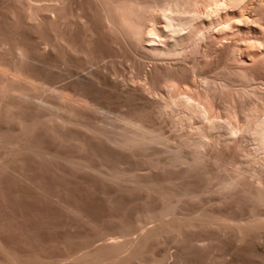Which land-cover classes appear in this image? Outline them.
I'll use <instances>...</instances> for the list:
<instances>
[{
  "label": "bare ground",
  "instance_id": "1",
  "mask_svg": "<svg viewBox=\"0 0 264 264\" xmlns=\"http://www.w3.org/2000/svg\"><path fill=\"white\" fill-rule=\"evenodd\" d=\"M50 173L136 196L134 219L153 225L120 239L132 233L125 216L105 217L122 236L106 229L36 178ZM3 181L24 204L0 212V264H179L158 248L206 251L215 238L264 264V0H0ZM31 193L88 230L81 252L39 238Z\"/></svg>",
  "mask_w": 264,
  "mask_h": 264
},
{
  "label": "rangeland",
  "instance_id": "2",
  "mask_svg": "<svg viewBox=\"0 0 264 264\" xmlns=\"http://www.w3.org/2000/svg\"><path fill=\"white\" fill-rule=\"evenodd\" d=\"M119 60V59H118ZM117 60V61H118ZM122 61V62H121ZM126 62V64H124ZM119 63H120V65H125V66H120V69H125V70H121V73L123 72H125L124 74L125 75H127L128 73H129V75H127L128 77L130 76V73H131V76H133L134 75V73L136 72L137 73V70H135V68L133 67H131V66H129V64L130 65H132L131 64V62H129L128 63V61H124V59H120L119 60ZM128 64V65H127ZM126 65H127V68H126ZM131 68H129V67ZM122 67H124V68H122ZM128 69V70H127ZM133 69V71H131ZM133 72V73H132ZM136 73H135V75H136ZM133 74V75H132ZM134 75V76H135ZM130 76V77H131ZM168 130V129H167ZM166 130V131H167ZM170 130V129H169ZM169 130H168V132H169ZM171 131V130H170ZM167 132V133H168ZM170 133V132H169ZM168 133V134H169ZM173 134V133H172ZM171 133L169 134V135H172ZM251 142V143H250ZM247 141L246 142V144L248 145V147L246 146V144H245V146L251 151V152H254V154H255V151H254V149H256L255 148V142H253L252 143V141ZM250 143V144H249ZM257 147V146H256ZM252 148V149H251ZM259 154H256L255 156H258ZM259 156H261V155H259ZM262 157V156H261ZM48 175V176H47ZM44 174V176H43V174L41 175V174H37L36 175V178H38L37 180H40V182L41 183H43V184H45V185H47L48 186V188L50 189V190H52L51 192H54V193H59V190L64 194V195H66L69 199H72L71 201H74V199L76 200V198H77V200H78V198H79V200L78 201H80V203H81V208H83V206H85L86 208H83V211L84 212H88V214H90L91 213V215L94 213V215H92V216H94L95 218H98L97 220H99V223H102V222H106L105 224H103L105 227H106V229H109L108 227V225H110V227L113 229H111V231H115V232H113V233H117L119 230H118V223H120V222H122V221H119L118 220V222H114L113 224H111L110 222H108L107 223V220L105 219V217L106 218H108V217H110V216H114V217H118V218H122L123 216H125V217H123V218H125V219H123L124 221L123 222H125V223H127L128 224V222H129V224H130V229H132V230H130L132 233V235L129 233L128 235V237L126 236V238L124 237V235L122 236L121 234H119L120 232H118V234L120 235V236H122L120 239H122V240H126L127 238H131L132 240L133 239H135V238H139L140 237V235H141V233L139 234V232H141L140 230L138 231V228H137V226L139 225V224H141V225H143V223H145L146 225H144V226H146L145 228H148V227H150V226H152L153 224L151 223L150 224V222L148 221H146V222H144L143 220H141V222L143 221V223H141L140 221H139V218H137L138 217V214L140 213V211H141V207L140 206H142L141 205V203L140 202H136V196L134 197L133 195H130V196H127L126 194H123V195H118V194H116V193H114V189L111 187V186H105L104 185V183H102L98 178L96 179V177H91V175H90V177H88L89 175H86V174H78V176H77V174H76V176H75V174L74 175H68V174H56V175H54V174ZM63 175V176H62ZM79 175H80V177H79ZM84 176V180H82V177ZM52 177L53 176V178H50V177ZM65 176H67V177H65ZM72 176V177H71ZM75 176V177H74ZM85 176L86 177H88L89 178V180L87 179V178H85ZM44 177V178H43ZM62 179H61V178ZM77 177H78V179H77ZM40 178H42L43 180L41 181V179ZM59 178V179H58ZM73 178V179H72ZM77 179V181H76V179ZM45 179V180H44ZM91 179H92V181H91ZM52 180H53V182H52ZM55 180V181H54ZM65 180V181H64ZM70 180V181H69ZM80 180V181H79ZM81 180L82 181H84V182H82V184H81ZM61 181H64V182H61ZM79 181V182H78ZM88 182L89 183V181H90V184H89V186L87 187V185H88V183H85V182ZM94 181V182H93ZM96 181H97V183H96ZM99 181V182H98ZM57 184H56V183ZM72 182V183H71ZM92 182V183H91ZM52 183H54V184H52ZM69 183V184H68ZM93 183H95V184H93ZM100 185H99V184ZM3 184L4 185H2L3 187H0V189L1 190H3V191H1L0 190V192L5 196V198H7L6 200H7V202L8 201H10L9 202V204L12 202V204H10V205H12L11 207L9 206V208H6L5 206H3L2 204V206L0 205V212L2 213V214H4V216H7V213H8V215H13V214H17V213H19V211L22 209L23 210V207H21V206H23L22 204H24V203H21L19 200L17 201V199H15V189L13 188V187H9L4 181H3ZM62 184V185H61ZM63 184H65V185H63ZM86 185V187H85V185ZM102 184V185H101ZM5 185H6V187H5ZM53 185V186H52ZM59 185V186H58ZM69 185V186H68ZM72 185H74V186H72ZM93 187H92V186ZM94 185H96L95 187H94ZM104 185V187H102ZM8 186V187H7ZM60 186H62V189H60L61 187ZM78 186V187H77ZM58 187H60V188H58ZM67 187V188H66ZM80 187V188H79ZM90 187V188H89ZM3 188V189H2ZM8 188V189H7ZM53 188V189H52ZM56 188V189H55ZM71 190H70V189ZM74 188V189H73ZM85 188H88L89 190L87 191V189H85ZM91 188H93L92 190H91ZM99 188V189H98ZM101 188V189H100ZM105 188V189H104ZM109 188V189H108ZM111 188V189H110ZM64 189V190H63ZM65 189H69V190H65ZM75 189H76V191H75ZM77 189H79V190H77ZM81 189H83V190H81ZM108 190V192H110V193H107V191H105V190ZM5 190H7V191H5ZM12 190H13V193H12ZM90 190H91V192H90ZM96 190V191H95ZM99 190V191H98ZM112 190H113V193L116 195H114L113 193H112ZM10 191V192H9ZM65 191V192H64ZM75 192V193H71V192ZM80 191V192H79ZM82 191V192H81ZM101 191H103V192H101ZM6 192V193H5ZM28 193V191H26L25 190V192L23 191V193L24 194H27ZM88 192V193H87ZM95 192V193H94ZM111 194L110 196L112 197V198H110V196L108 195L107 196V194ZM101 194V196H100V194ZM9 196H8V195ZM14 194V195H13ZM71 194H72V196H71ZM74 194H76V195H74ZM80 194V195H79ZM105 194H106V196H107V198H106V196H105ZM34 195L35 194H33V193H31L30 194V197H31V199H30V201L27 203V205H29L30 207H31V209H32V213L33 212H35V214L36 215H34V213H33V215H34V217H33V220H31V224H32V226H35L37 229H38V236H39V238L40 239H43V241H49V240H58V241H63V240H65V239H69V240H71V238L72 239H74V244H75V248H76V250H75V248H74V251H77V250H79V252H81L80 251V249H82V248H77V247H83V241H79V239L78 238H81V235H86V233H88V230H85V227H83L81 224H79L78 223V225H76L77 224V222H75L74 220H72L71 218H68L67 217V215H64V217L62 216L63 215V213L57 208V207H55V206H53V205H51V204H47L46 203V205L44 206L43 204H45L44 202H43V200H41V198L38 196V195H35V197H34ZM32 196H33V198H32ZM73 196H76V197H73ZM120 196V197H119ZM11 197H14V198H11ZM83 197V198H82ZM94 197V198H93ZM117 198L118 197V200H119V202H117L116 203V201H118V200H116L115 202H114V200H115V198ZM123 197H125V199H126V203H125V199H123ZM37 198V199H36ZM104 198V199H103ZM131 198V199H130ZM11 199H14V201L16 202H14L13 200L11 201ZM89 199V200H88ZM134 199V200H133ZM33 200V201H32ZM34 200H35V202L36 203H34ZM36 200H39V201H36ZM85 200H86V202H85ZM88 200V201H87ZM112 200V201H111ZM127 200H128V202H127ZM41 201V202H40ZM102 201H104V202H102ZM105 201H106V204H114V205H112L111 207H115L116 209H114L113 208V210H112V208H110V206L108 205H106L105 204ZM131 201V202H130ZM135 203H138L137 205H135L134 204V202ZM14 202V203H13ZM83 202H85L84 204H83ZM92 202V203H91ZM108 202H110V203H108ZM120 202H121V205L119 206V204H120ZM88 203V204H87ZM91 203V204H90ZM100 203V204H99ZM119 203V204H118ZM122 203H124V204H122ZM132 203V204H131ZM20 204V205H19ZM40 204V205H39ZM103 204V205H102ZM115 204H117V205H115ZM127 204V205H126ZM132 205V207H131V205ZM7 205H8V203H7ZM19 205V206H18ZM35 205V206H34ZM89 206V207H87V206ZM126 205V207L124 208V206ZM130 207H129V206ZM17 206V208H18V210L16 211V209H15V207ZM48 206H49V208H48ZM51 206H53V207H51ZM91 206L93 207V208H91ZM105 206V208H103ZM135 206V207H134ZM137 206V207H136ZM46 209H45V208ZM140 208V209H137V208ZM4 208H6V209H8L7 211H6V209H4ZM19 208H20V210H19ZM35 208V209H34ZM37 208V209H36ZM51 208H54V209H51ZM107 208H108V211H107ZM109 208L111 209L110 211H109ZM10 209V210H9ZM49 211H48V210ZM92 209V210H91ZM103 211H101V210ZM134 209V210H133ZM137 209V210H136ZM40 210V211H39ZM45 210V211H44ZM51 210V211H50ZM58 210V211H57ZM94 210H95V212H97L96 213V215L98 216H95V212H94ZM104 210H105V212H104ZM119 210V212H121V210H122V212L121 213H117V211ZM136 210V211H135ZM3 211H5V212H3ZM15 211V212H14ZM57 211V212H56ZM90 211V212H89ZM124 211H126L125 212V214H124ZM128 211V212H127ZM132 211V213H130ZM10 212V213H9ZM13 212V213H12ZM47 212V213H46ZM60 212V213H59ZM101 212V213H100ZM112 214H111V213ZM114 212L115 213H117V214H114ZM52 213V214H51ZM55 213V214H54ZM104 213V214H103ZM105 213H107V214H105ZM126 213H127V215H129V214H131V215H129L128 217L126 216ZM6 214V215H5ZM39 214V215H38ZM61 214V215H60ZM111 214V215H110ZM119 214H121V216H119ZM134 214L136 215L137 214V219H134L135 218V216H134ZM248 213H244V215H242L244 218H242V217H240V219L242 218V220H247V217L249 216V214L247 215ZM43 215V216H42ZM54 215V216H53ZM99 215H100V217H99ZM118 215V216H117ZM108 216V217H107ZM251 216V215H250ZM249 216V217H250ZM10 217V216H9ZM51 217V218H50ZM63 217V218H62ZM130 217V218H129ZM65 218H67V219H65ZM100 218V219H99ZM105 219L104 221L102 220V219ZM129 218V219H128ZM132 218V221L130 220ZM49 219V220H48ZM59 219V220H58ZM71 219V220H70ZM36 220V221H35ZM101 220V221H100ZM133 220H135V221H133ZM137 220V221H136ZM71 221H73V222H71ZM109 221V220H108ZM33 222V223H32ZM61 222L63 223V224H61ZM66 222V223H65ZM133 222V223H132ZM137 222H140V223H137ZM44 223V224H43ZM47 223V224H46ZM50 223V224H49ZM72 223V224H71ZM75 223V224H74ZM110 223V224H109ZM116 223V224H115ZM149 223V224H148ZM42 224V225H41ZM54 224V225H53ZM108 224V225H107ZM138 224V225H137ZM114 225V227L116 228V229H114L112 226ZM117 225V226H116ZM135 225V226H134ZM59 226V227H58ZM108 226V227H107ZM133 226V227H132ZM143 226V227H144ZM66 227V228H65ZM135 227V228H134ZM139 227V226H138ZM142 226H140V228L142 229L143 228ZM46 228V229H45ZM50 228V229H49ZM52 228V229H51ZM58 228V229H57ZM73 228V229H72ZM80 228H82V229H80ZM151 228V227H150ZM48 229V230H47ZM109 229V230H110ZM135 231H134V230ZM144 229V228H143ZM149 229V228H148ZM74 231V232H73ZM129 231V232H130ZM142 232H143V230H142ZM48 233V234H47ZM77 233V234H76ZM72 234H74V235H72ZM116 235V236H119V235ZM57 235V236H56ZM71 235V236H70ZM131 235V236H130ZM78 236V237H77ZM44 237V238H43ZM67 237V238H66ZM77 237V238H76ZM134 237V238H133ZM49 238V239H48ZM51 238V239H50ZM76 238V239H75ZM124 238V239H123ZM130 238H129V240H130ZM218 241V243H219V239H217ZM224 240V241H223ZM79 241V242H78ZM211 241H214V242H211ZM210 242H208V244L210 243V244H212V243H215V245L213 244V245H211L212 247H210V244L208 245V247H207V249L208 250H204V251H202V250H199V249H197V248H195V247H191V248H193V249H189V248H187V249H185V250H183L182 251V248L179 246V247H177V244H175V245H171V244H173V243H169V245H171L170 246V248H168L169 247V245H165L162 249L161 248H158V251H157V254L158 255H160L159 253H161V256H164V258L165 257H167L168 258V256H169V253H166V252H168V251H170V254H172V259H170L171 261H173V260H176L175 262L176 263H178L179 262V264L181 263V264H183V261H182V259H180V257H179V255L181 254V253H183V254H186L187 252H189V256H188V253H187V262H186V264H207V263H210V262H212V259H213V262L215 263V264H221L222 262H224L223 264H249V263H251L252 264V262L255 264V263H257V260H258V258H257V256L256 255H252V256H250V254H252L253 252H251V253H249L250 251L248 250V249H246V248H237V246L235 247V245L234 244H232V242H229L228 241V243H227V241L223 238L222 240H220V243L218 244V243H216V238L214 239V240H211ZM83 242V243H82ZM226 244H225V243ZM224 243V244H223ZM218 244V245H217ZM231 244V245H230ZM81 245V246H80ZM226 245V246H225ZM166 246H168V247H166ZM222 246V247H221ZM176 247V248H175ZM210 247V248H209ZM168 248V249H167ZM179 248V251L177 250ZM195 248V249H194ZM221 248V249H220ZM224 248H228V249H224ZM236 248V249H235ZM174 249V250H173ZM215 249V250H214ZM220 249V250H219ZM231 249V250H230ZM232 249H235V251H233ZM243 249H244V251H243ZM52 250V251H51ZM62 249H60V248H53V249H50V251H49V255H56V256H59V255H65V253L64 252H66V251H61ZM181 250V251H180ZM195 250V251H194ZM210 250V251H209ZM218 250V251H217ZM173 251V252H172ZM193 251V252H192ZM198 251H199V253H198ZM230 251V252H229ZM247 251V252H246ZM56 252V253H55ZM178 252V253H177ZM192 252V253H191ZM195 252H196V255H195ZM212 252H214V255H212L213 253ZM221 253L220 255H217V253ZM223 252H224V256L222 255L223 254ZM227 252V253H226ZM232 252V253H231ZM245 252H246V254H245ZM60 253V254H59ZM63 253V254H62ZM164 253H166L165 255H163ZM211 253V254H210ZM216 253V254H215ZM239 253V254H238ZM167 254H168V256H167ZM176 254H178V255H176ZM183 254H181V255H183ZM204 254V255H203ZM173 255H176L175 257H177L178 256V258H173ZM192 255V256H191ZM196 257H195V256ZM211 255V256H210ZM248 255H249V257H248ZM161 256H158V257H161ZM202 256V257H201ZM218 256V257H217ZM222 256V257H221ZM245 256H247V258L245 257ZM190 257V258H189ZM194 257V258H193ZM214 257H215V260H214ZM220 257L222 258L221 260H222V262H221V260H220ZM224 257V258H223ZM162 258V257H161ZM164 258H162V259H160V260H163ZM188 258H189V261H188ZM212 258V259H211ZM217 258H219V261H218V259ZM227 258V259H226ZM230 258V259H229ZM256 258V259H255ZM178 259H180V260H178ZM193 259V260H192ZM210 259H211V261H210ZM169 260V259H168ZM197 260H199V261H197ZM203 260H205V261H203ZM224 260V261H223ZM236 260V261H235ZM249 262H248V261ZM254 260V261H253ZM255 260H256V262H255ZM182 261V262H181ZM210 261V262H209ZM226 261V262H225ZM228 261V262H227ZM184 262V263H185ZM242 262V263H241ZM161 263H166L165 261L163 262H161ZM167 264V263H166ZM212 264V263H211Z\"/></svg>",
  "mask_w": 264,
  "mask_h": 264
}]
</instances>
